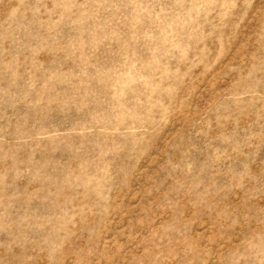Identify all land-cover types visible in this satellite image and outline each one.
<instances>
[{
  "label": "rangeland",
  "instance_id": "1",
  "mask_svg": "<svg viewBox=\"0 0 264 264\" xmlns=\"http://www.w3.org/2000/svg\"><path fill=\"white\" fill-rule=\"evenodd\" d=\"M0 264H264V0H0Z\"/></svg>",
  "mask_w": 264,
  "mask_h": 264
}]
</instances>
